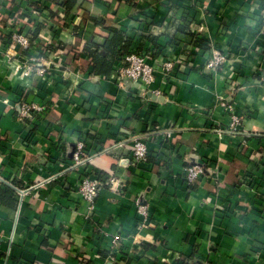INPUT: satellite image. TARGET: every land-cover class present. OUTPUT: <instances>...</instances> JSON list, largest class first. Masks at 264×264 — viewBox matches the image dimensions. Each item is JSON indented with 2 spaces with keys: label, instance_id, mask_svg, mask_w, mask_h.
<instances>
[{
  "label": "crops",
  "instance_id": "0c3cea01",
  "mask_svg": "<svg viewBox=\"0 0 264 264\" xmlns=\"http://www.w3.org/2000/svg\"><path fill=\"white\" fill-rule=\"evenodd\" d=\"M59 2L0 0V192L12 193L0 197V264H264V0H80L70 14ZM110 28L133 39L132 53L158 50L154 65L173 55L191 65L171 79L159 71L149 88L98 78L85 48ZM17 30L37 46L16 47ZM214 51L227 63L211 72ZM36 55L51 85L35 69L24 76ZM219 97L243 117L241 133L217 132L229 122ZM23 101L46 112L19 122ZM135 138L147 162L133 160ZM79 142L93 161L74 170ZM196 162L207 177L188 186ZM84 170L104 183L90 218Z\"/></svg>",
  "mask_w": 264,
  "mask_h": 264
},
{
  "label": "built area",
  "instance_id": "2783aa9c",
  "mask_svg": "<svg viewBox=\"0 0 264 264\" xmlns=\"http://www.w3.org/2000/svg\"><path fill=\"white\" fill-rule=\"evenodd\" d=\"M17 30L12 35V42L16 47H21L24 50H30L32 44L34 43L33 37L25 32H19ZM264 31V25H263ZM200 37V36H199ZM202 39V36L200 37ZM200 39H196L199 41ZM203 40V39H202ZM37 46V45H36ZM32 47L33 49L36 47ZM159 52L154 48L149 51H144L140 53H131L122 59V61L117 62L113 66V79L121 81L122 79L129 78L135 83H142L145 87H150L156 80V74L160 71L167 79H171L175 72L181 69V67H186L191 65V58L182 55L166 56L161 60L160 64H155L154 53ZM41 53V51H40ZM31 54V53H30ZM42 58V57H41ZM39 56L30 57L29 62L25 61V65H21L23 69L24 76H30L35 69V73L39 75L41 80L47 85L50 84V79L52 77L50 66H37V63L41 62ZM227 63V55L221 54L219 51H214L210 59L206 64V68L211 72H216L221 66ZM98 77V76H97ZM106 79L105 77H98ZM217 106L228 114L229 122L226 126L217 130L220 136L224 134L236 135L241 133V127L243 124V117L238 113L236 106L233 103L228 102L225 98L219 97L217 100ZM17 106V105H16ZM18 114L17 120L24 124L33 120L34 114L43 115L46 112L47 106L40 105L36 103L21 102L17 106ZM163 139L170 140L173 138L174 129L168 128L163 130L159 134ZM133 160L138 163H144L148 161L149 149L147 142L144 138H135L133 141ZM93 161V156L86 151L85 144L79 142L72 155V165L71 168L78 170L80 168L88 167ZM184 177L186 184L192 186L199 180L207 177V169L205 165L201 162H196L188 165L184 168ZM111 183H114V179H111ZM104 183H102L99 178H96L91 172L85 171L81 173V176L77 183V191L83 201L86 203V208L88 213L86 218H90L93 213L97 211V199L103 188ZM27 191H22L25 194ZM137 214L141 220V227L149 225V206L143 204L140 200L136 201ZM118 237H115L113 243L118 241ZM5 242L3 237H0V250ZM9 244H11L9 242ZM189 264H197L196 262H190Z\"/></svg>",
  "mask_w": 264,
  "mask_h": 264
},
{
  "label": "trees",
  "instance_id": "16d2710c",
  "mask_svg": "<svg viewBox=\"0 0 264 264\" xmlns=\"http://www.w3.org/2000/svg\"><path fill=\"white\" fill-rule=\"evenodd\" d=\"M56 1L65 8L67 14H70L72 9L80 3V0H47ZM110 34L112 37L107 36L105 38V43L103 45H98L95 43L89 44L85 48V53L93 62V73L98 77L109 78L111 72L113 71V66L115 62H120L124 56L131 54L133 39L127 35L125 32L120 31L116 28H110ZM149 35H142L141 39H148ZM156 38H152L154 41ZM8 43V42H7ZM200 44V43H199ZM201 45H205L204 40L201 41ZM141 45L138 46L136 53L144 52L141 51ZM135 51V50H134ZM7 194H12L8 189L6 192H0V197H4Z\"/></svg>",
  "mask_w": 264,
  "mask_h": 264
},
{
  "label": "water",
  "instance_id": "95a60500",
  "mask_svg": "<svg viewBox=\"0 0 264 264\" xmlns=\"http://www.w3.org/2000/svg\"><path fill=\"white\" fill-rule=\"evenodd\" d=\"M149 97H151L153 99L161 100L160 97L155 96L153 93H149Z\"/></svg>",
  "mask_w": 264,
  "mask_h": 264
}]
</instances>
